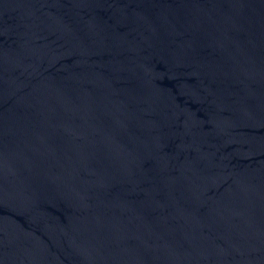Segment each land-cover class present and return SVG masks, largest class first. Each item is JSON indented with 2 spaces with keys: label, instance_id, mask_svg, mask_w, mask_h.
Masks as SVG:
<instances>
[{
  "label": "water",
  "instance_id": "obj_1",
  "mask_svg": "<svg viewBox=\"0 0 264 264\" xmlns=\"http://www.w3.org/2000/svg\"><path fill=\"white\" fill-rule=\"evenodd\" d=\"M0 264H264V0H0Z\"/></svg>",
  "mask_w": 264,
  "mask_h": 264
}]
</instances>
